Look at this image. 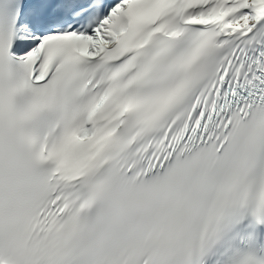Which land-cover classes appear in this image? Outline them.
<instances>
[{"label":"snow or ice","instance_id":"obj_1","mask_svg":"<svg viewBox=\"0 0 264 264\" xmlns=\"http://www.w3.org/2000/svg\"><path fill=\"white\" fill-rule=\"evenodd\" d=\"M0 264H264V0H0Z\"/></svg>","mask_w":264,"mask_h":264}]
</instances>
